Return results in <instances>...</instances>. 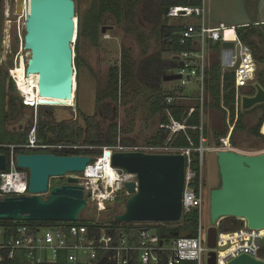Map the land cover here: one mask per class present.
<instances>
[{"label": "built area", "instance_id": "built-area-1", "mask_svg": "<svg viewBox=\"0 0 264 264\" xmlns=\"http://www.w3.org/2000/svg\"><path fill=\"white\" fill-rule=\"evenodd\" d=\"M165 16L169 19L197 18L200 20L199 23L188 20L180 34L182 44L191 43L190 50L178 54L179 61H182L184 65H179L174 71L175 74L181 76L179 81H181L180 86L184 93L178 91L175 95L167 97L168 104H174L177 100L195 99L196 105L199 106L200 124L195 127L187 124L186 120L193 112L190 110L187 118L183 121L171 118L169 125L165 127L170 132V139L166 144L146 146L132 144L127 146L121 143V137H119L116 145L102 146L101 154L93 159L84 171L68 173L67 176H76L78 184L84 186L85 192H91L88 202L95 205V212L99 218L101 213L106 212L108 203L117 200L125 202L130 196L125 184L137 181L136 173L128 172L123 168L113 166L115 173L112 177H107L105 169H97L99 163L107 158L108 150L111 152L182 153L186 156L183 216L185 217L194 210L198 211L197 235L195 237L177 236L171 240H163L155 231L143 227L139 232L138 239H134L124 228L118 231L110 230L108 222L81 223L83 217L77 224L56 221V224L47 226L31 225L27 223L28 221H13L21 223L11 226L0 224V264L9 262H22L23 264H182L187 261L195 262V264H207L210 251L207 246L208 226L205 228L203 221L206 201L209 206L207 192L210 194L211 190L208 185L207 156L209 153H218L222 150H235L230 145L235 124L230 126V130L225 136L219 138V143L210 144L206 134L204 108L207 100L211 99L207 90L208 71L214 63H217L223 74L230 72L234 75L236 109H242V97L253 95L246 90L255 88L258 66L251 47L239 37L237 29L240 26L225 25L224 23L211 26L207 23L205 0H202L200 6H171ZM224 42H233L234 46L224 48ZM24 52L26 51L24 50ZM25 55V53L20 55L17 64L8 69L9 77L23 103L26 106L38 108L41 106L39 103L35 105L27 103V96L20 88L18 77L14 72L23 60L27 65ZM193 82L195 88L190 87ZM189 89L192 90V96L189 94ZM222 108L231 117L223 103ZM192 128L199 131L200 143L198 147L180 148L172 145L176 135ZM0 147L8 148V151L4 152L8 154L7 169L0 171V198L31 194L29 192V172L16 165V155L18 154L16 148L29 152H66L65 155H88L75 152L93 149V146L82 144L42 142L37 135L36 123L32 126L26 143L0 144ZM193 152L198 153L197 161H194ZM235 233L238 236V246L229 253V260L242 253L264 259V244L261 243V240L264 239V229H250L245 224ZM221 235L222 233L219 232L218 244L215 248L218 253V264H221L220 253L222 252L219 247L223 246Z\"/></svg>", "mask_w": 264, "mask_h": 264}, {"label": "water", "instance_id": "water-1", "mask_svg": "<svg viewBox=\"0 0 264 264\" xmlns=\"http://www.w3.org/2000/svg\"><path fill=\"white\" fill-rule=\"evenodd\" d=\"M169 8L165 9V15ZM75 0H26L23 49L27 57L26 75L38 74V103L43 107H72L77 69L74 64L76 31ZM107 31L104 26L102 33ZM224 42L223 47H233ZM180 66L184 63L180 61ZM167 74L165 81H178ZM253 95L242 97L243 111L264 104V87L255 83ZM77 91V87H76ZM192 96V90L189 89ZM112 155L114 167L136 173L137 181L125 187L130 196L124 210L114 215L118 223L179 224L183 216L186 156L182 153L118 151ZM91 155H64L48 152L18 153L16 165L29 172L30 195L0 198V221L78 222L88 205L91 192H85L76 176L92 162ZM8 166V154L0 153V171ZM67 182L51 186L52 178ZM210 226L207 228V264H218V225L223 218L237 217L250 229H264V152L247 154L222 150L208 156ZM264 244V239L261 240ZM224 251L227 246H220ZM225 264H264V259L242 253Z\"/></svg>", "mask_w": 264, "mask_h": 264}, {"label": "rangeland", "instance_id": "rangeland-1", "mask_svg": "<svg viewBox=\"0 0 264 264\" xmlns=\"http://www.w3.org/2000/svg\"><path fill=\"white\" fill-rule=\"evenodd\" d=\"M4 0L5 13L3 14L2 25L0 26V68L8 72L10 67H14L20 55L25 53L26 57L29 53L24 52V36H25V20H26V0ZM80 4V12L76 10V31L79 26L80 18L85 17L93 0H77ZM123 17L121 22H118L115 17L104 16L102 26L107 27V31L100 35V46L95 47L88 38L82 39V61H81V84L79 92L76 91L75 103L72 107L69 106H54V107H21L20 96L16 90L13 96L17 99L9 105L16 106L13 109L7 108V128L1 129L8 132L24 130L30 133L32 126L41 121L47 110L52 111L57 120H67L66 122H75L82 128L86 127L82 116H92L98 114L100 123V133L102 140H106L110 127L116 125L119 128V137L128 138L136 145L146 146V141L156 136L162 128V115H156L149 119L148 125L145 120L149 118V109L147 99L151 95V87L145 84L140 75V65L148 57L161 55L163 58H171V53L166 38L162 36V22L158 25H149L145 23L141 16V0H123ZM206 19L211 26H216L220 23L225 25H237L244 22H253L254 20L264 19V0H205ZM184 20V21H183ZM174 19L170 18L168 25L186 24L188 20L193 23H199L197 18L189 19ZM4 40L3 47L1 41ZM128 57H123V55ZM4 58V60H2ZM124 59V60H123ZM2 62V63H1ZM125 63L126 77L123 80V92L120 94L119 101L114 103L112 114H108L107 109L103 106L109 100H101L97 104L98 95L107 87L108 71L110 68ZM24 76L27 77L25 73ZM256 82H259L264 87V64L257 65ZM0 69V70H1ZM262 81V82H261ZM38 83V79H36ZM181 81L167 83V89H172L180 85ZM190 87L195 88V83H191ZM11 102V104H10ZM188 106L194 107L197 103L195 99L187 101ZM212 100H207L204 108L206 117V125L209 134L210 144L215 141L214 132L230 130V126L234 125L238 117L243 115V124L246 130H233L230 145L236 151L247 154H259L264 152V144L256 138L251 129L257 124L258 119L263 113L264 104L243 111L236 109L235 119L229 117L226 111L211 105ZM0 100V123L5 122V107ZM8 105V106H9ZM191 110H194L193 108ZM48 117V116H47ZM166 130V138L164 143H168L170 132ZM163 143V144H164ZM95 148V149H94ZM101 147H93L91 150H100ZM34 153V152H30ZM211 153H209L210 155ZM208 155V156H209ZM93 159L99 156L98 153L91 154ZM207 156V157H208ZM67 182L65 178H52L51 186H54L59 181ZM209 193L207 192V199ZM124 200H117L107 204L106 212L101 213L97 217L95 205L88 202L82 217L83 220L98 221L101 223L111 222L114 219L116 212L124 210ZM116 206L118 210L109 213L110 207ZM203 221L205 228L210 226L209 206H205L203 212ZM246 224V222L244 221ZM219 227V225H218Z\"/></svg>", "mask_w": 264, "mask_h": 264}, {"label": "trees", "instance_id": "trees-1", "mask_svg": "<svg viewBox=\"0 0 264 264\" xmlns=\"http://www.w3.org/2000/svg\"><path fill=\"white\" fill-rule=\"evenodd\" d=\"M76 1V10L80 12V4ZM79 1V0H78ZM131 2V0H129ZM123 0H93L91 7L86 13L85 17L80 18L79 26L77 29V38L74 44V63L77 69V92H79L81 84V61H82V39L88 38L95 47L100 46V35L102 29V23L104 16L109 15L121 22L123 17ZM202 0H141V16L145 23L149 25H158L162 22L163 25L162 36L166 38V42L169 47L170 53H181L185 50L191 49V43L182 44L180 41V34L185 28V24H179L176 26L168 25L169 18L165 16V9L171 6H200ZM3 17V0H0V26L2 25ZM263 27V26H262ZM240 39L249 45L253 51L255 61L259 64H264V29L257 25L250 24L247 26H241L237 29ZM128 55H123V57ZM124 60V59H123ZM178 63L172 59H165L161 55H155L148 57L140 65V75L143 82L151 87V95L147 99L149 118L145 120L146 125L149 123V119L156 115H162L161 124L158 134L146 141V145H162L166 138L165 127L169 125L171 118L178 121H183L187 118L188 112L193 108V112L190 117L187 118V124L190 126H198L200 124V111L199 106H188L186 100H177L174 104L167 103V97L175 95L178 91L184 93L183 88L180 85L175 86L172 89H167L165 86L168 82L163 80V77L168 74L174 68H177ZM20 66L15 70L17 71ZM125 63L114 66L108 71V83L107 87L98 95L97 104H100L101 100H110L103 107L107 109L111 114V108L113 102L117 103L120 98V94L123 92V80L126 77ZM8 79V73L0 75V100L5 104L4 87ZM262 82V81H261ZM234 75L230 72L222 73L219 64L214 63L208 71L207 90L211 96L212 106L222 108V103L229 110L232 119H235L236 112V91L234 89ZM10 88L15 89L14 83L10 80ZM250 94L255 93V88H249L246 90ZM188 95V93H187ZM22 107L26 108L25 104ZM263 113L258 119L257 124L250 130L251 133L261 140L264 144V105ZM42 107V106H41ZM256 107V106H255ZM258 107V106H257ZM226 111V110H224ZM227 113V111H226ZM86 124L85 128L80 127L75 122H64L62 124L53 125L45 120H41L37 123V135L42 142L45 143H71L82 144L93 147L113 146L117 144L119 139V128L116 125L110 127L106 140H102L100 133V123L98 121V114L92 116H82ZM4 123L0 125V144L6 145H19L26 143L28 140V133L24 130L19 132H8L1 129ZM246 130V126L243 124V115L241 114L235 122L234 131ZM206 134L209 137L208 130ZM227 131L214 132L215 141L213 143H219V138L225 136ZM123 145L135 144L128 138H121ZM199 131L196 129H188L186 132H181L173 139L172 145L174 147L183 148H196L199 146ZM95 149V148H94ZM18 153H30L27 150L16 148ZM8 148L0 147V153L7 152ZM93 152L101 154L100 150H78L76 154H88ZM59 154H67L66 152H57ZM194 161L198 160V153L193 152ZM63 181H59L55 185L65 184ZM114 210H118L116 206L110 207L109 213ZM117 213V212H116ZM87 221L82 220L81 223ZM199 213L194 210L188 213L183 221L178 225L171 224H152V225H136V224H124L121 225L114 220L110 223L108 228L110 230L118 231L121 228L127 230L131 238L138 239L141 228L147 227L155 231L159 237L163 240H171L177 236L195 237L198 231ZM21 222L13 221H0V224L5 226L16 225ZM31 225H52L56 224V221H28ZM66 224H77L78 222H68ZM244 221L237 217H226L220 221L219 232L221 235V242L223 246H227V249L220 253L221 264L229 260V253L231 249L236 248L238 236L235 233L243 228ZM8 264H23L22 262H9ZM64 264V263H62ZM182 264H195V262H183Z\"/></svg>", "mask_w": 264, "mask_h": 264}, {"label": "bare ground", "instance_id": "bare-ground-1", "mask_svg": "<svg viewBox=\"0 0 264 264\" xmlns=\"http://www.w3.org/2000/svg\"><path fill=\"white\" fill-rule=\"evenodd\" d=\"M23 62L20 65L19 72H18L19 86L23 90L24 94L27 96L26 98L27 103L35 105L36 103H38L39 90L37 89L38 83L36 82V79H39V75L30 74V75H27V77L25 78L24 73H23ZM24 64H25V73H26V63ZM76 87H77V79L75 77V89H74V94L72 96L73 104L75 103V99H76ZM112 153L114 152H111V154ZM97 169H105L107 177L114 176L113 174L115 173L114 172L115 170L112 164V155L107 156L106 159H104L101 163H99ZM234 249H231V250H234ZM222 264H225V262Z\"/></svg>", "mask_w": 264, "mask_h": 264}, {"label": "flooded vegetation", "instance_id": "flooded-vegetation-1", "mask_svg": "<svg viewBox=\"0 0 264 264\" xmlns=\"http://www.w3.org/2000/svg\"><path fill=\"white\" fill-rule=\"evenodd\" d=\"M3 4H4V0H3ZM12 4H13V1L11 0V11H12ZM5 13V6L3 5V14ZM108 17H111V16H108ZM113 17V16H112ZM104 22V21H103ZM103 27L104 26H102V29H103ZM101 29V30H102ZM3 43H4V40L3 41H1V47H3ZM178 54L179 53H171V58H167V59H172V60H175V61H177V63H178V66H179V63H180V61H179V56H178ZM166 59V58H165ZM2 60H4V58H2ZM2 63V62H1ZM25 63V62H24ZM178 66H177V68H178ZM177 68H174L173 70H171L170 72H168V74H173L174 73V71L177 69ZM1 69V68H0ZM2 72L3 73H6L5 71H3V69H1L0 70V75H2ZM18 72H19V70L16 72L17 73V77H18ZM8 73V79H6V84H5V87H4V93H5V105H4V107H5V111H6V115H5V124L3 125L5 128H7V117H8V112H7V108H9L10 107V109H13L14 107H16L17 108V105L16 106H13V105H9V101L11 100V102L12 101H14V100H17L12 94H13V92L16 90V89H14V90H12L11 88H10V77H9V72H7ZM23 73H24V66H23ZM167 75V74H166ZM163 80H164V77H163ZM165 81V80H164ZM168 83H173V82H175V81H167ZM17 92V91H16ZM21 99V98H20ZM110 101V100H109ZM11 102H10V104H11ZM21 102H22V104H24L23 103V101H22V99H21ZM21 102H19V106H21L22 107V105H21ZM114 103L115 102H113V104H112V107H113V105H114ZM9 105V106H8ZM105 105V104H104ZM26 107H28V106H26ZM29 107H31V106H29ZM32 108V107H31ZM51 108V107H50ZM45 113V116H43V120H45V121H47V122H49L50 124H55V125H58V124H62V123H64V122H66L67 120H61V119H58L57 120V118H56V116L53 114V112L52 111H49V110H47L46 112H44ZM108 114H110V113H108ZM111 114H112V108H111ZM48 116V117H47ZM3 123V122H2ZM38 123V122H37ZM36 123V124H37ZM0 125H1V123H0ZM22 131V130H21ZM13 132V131H12ZM15 132H19V131H15ZM52 153H56V152H52ZM205 206H207V201L205 202Z\"/></svg>", "mask_w": 264, "mask_h": 264}, {"label": "crops", "instance_id": "crops-1", "mask_svg": "<svg viewBox=\"0 0 264 264\" xmlns=\"http://www.w3.org/2000/svg\"><path fill=\"white\" fill-rule=\"evenodd\" d=\"M250 24H254V25H257L258 27H261L264 29V19H261V20H254L253 22H244V23H240V24H237L235 26H247V25H250ZM234 25V24H233ZM263 26V27H262ZM259 63H257L258 65Z\"/></svg>", "mask_w": 264, "mask_h": 264}]
</instances>
